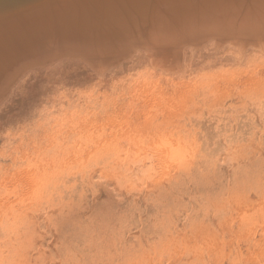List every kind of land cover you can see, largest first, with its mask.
Returning <instances> with one entry per match:
<instances>
[{"label":"rangeland","instance_id":"obj_1","mask_svg":"<svg viewBox=\"0 0 264 264\" xmlns=\"http://www.w3.org/2000/svg\"><path fill=\"white\" fill-rule=\"evenodd\" d=\"M197 1L185 0L180 18L195 14ZM253 1L236 0L245 13ZM28 2L7 0V11L27 13ZM153 6L108 27L96 16L78 21L73 4L59 9L69 34H53L69 53L83 42L90 49L84 62L66 60L98 73L106 64L112 76L97 81L66 68L37 77L1 113L0 264H264V55L250 52H264V42L240 47L247 33L234 32L223 45L227 29L216 28L222 15L213 13L161 33L172 1ZM23 13L15 22L27 27ZM199 24L208 32L194 41ZM254 33L264 40V31ZM112 36L126 45L110 48ZM142 39L161 44L151 70L143 58L154 47ZM193 41L202 49L189 71L169 75ZM210 45L230 52L208 56ZM18 84L0 90V110ZM135 157L146 175L131 189L119 168Z\"/></svg>","mask_w":264,"mask_h":264},{"label":"bare ground","instance_id":"obj_2","mask_svg":"<svg viewBox=\"0 0 264 264\" xmlns=\"http://www.w3.org/2000/svg\"><path fill=\"white\" fill-rule=\"evenodd\" d=\"M6 1L7 0H0V50H2L3 52L5 51L3 55H0V90L4 88L5 85L9 83V81L14 82L15 84L17 83L19 84L17 88L14 89V91L11 93L9 98L10 99L9 104L7 103V105H5L3 109L0 110V116L2 115L1 113L7 111V108L10 109V107L13 106L14 102L17 101L19 96L23 92H26L29 89V86L31 85V81L33 79H36L37 77L43 79L48 78L50 75L59 73V71L62 74L63 69L66 68L67 69L73 68L74 70H79L80 72H86L88 73L90 78L96 79L97 81H101V79H105L109 76H112V74H107L109 72H106L107 70L106 64H105L106 67L102 69L103 71L98 73L85 67L81 61H74L75 63L74 62L70 63L68 60H66V59L69 60L79 59L84 62L85 59H87L90 49L88 46H86V44H84L85 42H83L81 44L76 45L77 47H79V49H77L76 46H73V48L76 49L78 52L69 53L67 52V50L69 49L67 46L71 44L65 43L66 39L64 37H57L55 34H53V31H58L60 32V34H69L67 30V26H64L63 28L61 21H58L59 9H64L68 4H73L74 7L73 12L75 13V18L78 21L84 19L83 21L87 22L86 20H88V18L92 16H96L97 18H103L104 23L102 24H106L110 21V18L113 17H114L113 22L118 23L119 21H121L123 16L122 14H124L125 11H127L128 14V12L134 11L136 9L152 10L153 8H155L153 6V3L157 2V0H43L39 2V4H37L36 6H31L33 0H12L14 6L20 4L22 5L23 3L21 2H27V1H29L28 3L30 4L28 5L27 3L24 4L25 6H22L23 9L27 7V13H23L21 10L18 9L15 10L16 12L13 10L12 13H9L6 8L8 6V3H6ZM171 1H172V7L170 9L171 13L169 16L170 21L165 22L163 20V26L159 28V29L163 28L161 33H165L166 30L168 31L179 28H182V30L190 29L191 26L196 25V23H199L197 21L196 23L195 21L192 22V18L194 20L197 18L196 16H200L204 13H213L215 14V16L219 14L222 15L219 16V18L217 19L216 28L223 27L224 29H227L225 30L227 32L224 35L223 45H225L226 42L230 41L229 38L234 35V32H237L235 34H238V36L247 33V35H244L243 37L240 38L239 41L240 47H243L244 45L246 46H248L249 44L255 45L256 43L259 44L264 42V40L258 37V35L255 37H250V35L255 34L254 32H258L259 30L264 31V0H260L258 3L257 0H254L252 2V5L249 8H247L246 13L244 12V8H241V10H239L240 7L238 6L236 0H211V1L205 0L208 2L207 4H204L202 2L203 0H198L196 5L198 3H200L201 5L196 7L195 10L196 13L193 14L188 11L189 15L187 17L183 16L182 18H180V15H181V11L184 10L183 6L185 4L184 3L185 0H179L180 8L176 7L177 0H171ZM17 13H23V16L28 19L27 22L24 23L27 25V27L19 26L20 24L15 22V16L17 15ZM8 17L12 19L14 18V21L8 20ZM239 18H242V23H239L240 21ZM34 25L36 26L44 25L45 29H49L50 27L51 30L50 32H45L44 34L42 33L44 27L43 29H38ZM95 26L96 24L91 26V28H94ZM203 26L204 24H199L198 29L192 30V31H196L195 32L196 38H194V41H201L205 38V34H203L205 32H201L205 30ZM106 27H108L107 24ZM177 39H178L177 36L171 37V40L174 43L175 42L177 43ZM251 40H253V42L248 43ZM194 41L189 42L191 43L192 47L186 46L183 48V58H185L184 64H179L174 66L173 71L176 72L173 73L171 72L169 73V75L181 74L180 72H183L184 74L185 72L189 71V68L191 67L190 63L192 62L190 60L192 56H194L193 53L202 49V44H193L195 43ZM52 42L54 44H52ZM142 43L146 46L152 44L154 47V48L149 46L145 47L146 48L145 51H147L148 54L146 57L143 56L146 58V60L143 58V61H147L146 67L149 70H151L153 67L150 68L151 65L150 63H148L150 60V56L153 54L154 51H156L160 47L161 44L160 41L157 40L151 41L149 39H142ZM105 44L110 48L115 46L120 47L126 45L125 40L123 38L120 39L117 38L116 36L114 37L112 36L106 39ZM220 47H222V45H217L216 47L211 46L206 48L205 52L208 53L207 54L208 56H211L213 53H216L215 55H217L219 53L230 52L229 50L222 51L223 49H221ZM240 47L239 49L237 48L238 49L237 51L234 50L233 52L232 51L231 52L234 53L236 56H239L240 49H242ZM44 49H46V51ZM250 52L256 53L255 55H257L258 57L264 55V52L262 51L250 50ZM247 53L249 52H246V54ZM198 54L196 56H202ZM41 59H45V60H41ZM48 59L49 61L45 62ZM49 64L52 65L49 66L47 69H43V70L38 69L40 67H44L45 65H49ZM13 69L16 70L13 74H11ZM161 70L164 71L163 69ZM165 72H161V73H165ZM13 77L16 78V80H13ZM28 78L29 80L26 81L27 83L24 82L22 83L23 79L27 80ZM4 100L5 97H3V95L1 94L0 104L3 103ZM134 117L135 116H133V119ZM138 123L140 124V122ZM173 145L176 146L177 144H173ZM139 147L140 149H142V146L139 145ZM176 147L179 148L178 146ZM174 148H173L174 156L177 155L179 156L180 153L179 149L176 148L174 151ZM138 155L139 152L137 156ZM144 163L146 162H143L142 158L135 157L133 159L131 158L130 160H126V161L124 160L122 166L119 165L120 176L125 181L124 184L127 183L128 186L130 184L133 185L131 189L138 188L136 187V183H140L141 180H143L144 176L146 175V170L144 169ZM117 176L119 177V175ZM43 183L45 182L43 181ZM134 184H135V188H134Z\"/></svg>","mask_w":264,"mask_h":264}]
</instances>
